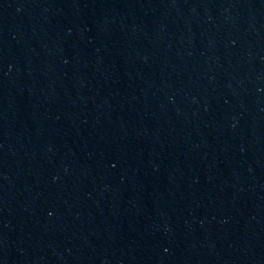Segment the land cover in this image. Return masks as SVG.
Instances as JSON below:
<instances>
[{"label":"water","instance_id":"water-1","mask_svg":"<svg viewBox=\"0 0 264 264\" xmlns=\"http://www.w3.org/2000/svg\"><path fill=\"white\" fill-rule=\"evenodd\" d=\"M41 264H264V0H19Z\"/></svg>","mask_w":264,"mask_h":264}]
</instances>
